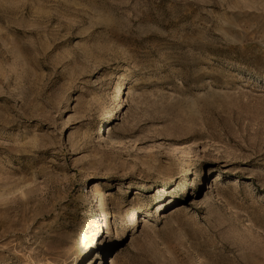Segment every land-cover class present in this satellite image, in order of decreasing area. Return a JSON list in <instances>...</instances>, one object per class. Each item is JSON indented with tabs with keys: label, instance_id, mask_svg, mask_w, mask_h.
Returning <instances> with one entry per match:
<instances>
[{
	"label": "rangeland",
	"instance_id": "obj_1",
	"mask_svg": "<svg viewBox=\"0 0 264 264\" xmlns=\"http://www.w3.org/2000/svg\"><path fill=\"white\" fill-rule=\"evenodd\" d=\"M114 257L264 264V0H0V264Z\"/></svg>",
	"mask_w": 264,
	"mask_h": 264
},
{
	"label": "bare ground",
	"instance_id": "obj_2",
	"mask_svg": "<svg viewBox=\"0 0 264 264\" xmlns=\"http://www.w3.org/2000/svg\"><path fill=\"white\" fill-rule=\"evenodd\" d=\"M127 80V79H126ZM125 82V80H121L119 83V85H118V88H117V90H116V94H115V96H114V102H115V112H109V114H107V121H111L113 118H114V114H116V112H117V110L119 109V106H120V103L123 101V93H124V91L122 90L123 89V86H124V83ZM108 128V127H107ZM109 130V129H108ZM108 132V131H107ZM107 160H109V159H107ZM98 173H100L99 175H98V177L99 178H108L107 176L109 175V174H111V172H110V169H108V168H105V169H103V170H101L100 172H98ZM94 193H98V186L97 185H93L92 186V194H94ZM170 203V202H169ZM124 214H125V216L127 217V220H128V222H129V225H133V224H135L136 223V220L138 221V223H139V220H138V218L136 217V213L134 212V211H132V209H130V208H126L125 210H124ZM141 221H144L143 219L141 220ZM124 232V231H123ZM123 232H121L120 234H115L114 235V238L111 240V244H109L110 246L112 245V244H114V243H116L117 241H119L120 240V238L123 236ZM101 244V243H100ZM99 244V245H100ZM108 245V244H107ZM107 245H106V247H107ZM92 248H94V245H90V248L89 249H92ZM112 256V254L110 255V257ZM115 260H116V257H114L112 260H111V262L109 263V264H114L115 263Z\"/></svg>",
	"mask_w": 264,
	"mask_h": 264
}]
</instances>
